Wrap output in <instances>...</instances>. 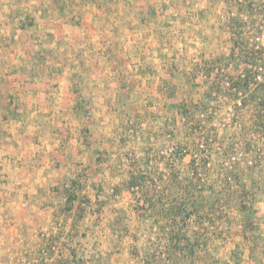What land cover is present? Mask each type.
Wrapping results in <instances>:
<instances>
[{
    "label": "rangeland",
    "instance_id": "1",
    "mask_svg": "<svg viewBox=\"0 0 264 264\" xmlns=\"http://www.w3.org/2000/svg\"><path fill=\"white\" fill-rule=\"evenodd\" d=\"M262 20L264 0H0V264H264V80L242 78Z\"/></svg>",
    "mask_w": 264,
    "mask_h": 264
},
{
    "label": "trees",
    "instance_id": "2",
    "mask_svg": "<svg viewBox=\"0 0 264 264\" xmlns=\"http://www.w3.org/2000/svg\"><path fill=\"white\" fill-rule=\"evenodd\" d=\"M213 65V64H212ZM214 66V65H213ZM211 74H210V72L207 74V76H210ZM259 84V83H258ZM244 85L246 86V87H248V88H250V89H253V88H255V87H257V84L256 85H253V86H251V82H250V80L248 79V78H245L244 79ZM262 85V84H261ZM264 85V84H263ZM229 86V85H228ZM229 88L230 89H232V90H235L234 88V81H233V83H231V85L229 86ZM238 89H240V86L238 85L237 86V90L236 91H238ZM263 93H264V89H263ZM235 94H236V92H235ZM237 94H240L241 95V91H238L237 92ZM251 95V94H250ZM254 95V94H253ZM252 95V96H253ZM259 123H261V122H259ZM261 126H258L257 127V129L260 131V129H264V121L262 122V124H260ZM208 135V134H207ZM209 137V136H208ZM204 139L205 138H207V136H204L203 137ZM203 143H204V147L202 148L203 150H200L201 152H203L204 154H203V156L206 158V159H204V157H202V158H199L200 156H201V154L202 153H198V150L196 151L195 150V152H193V154H191V166H192V168H193V170H192V172H191V176H194L195 177V180H193V177L191 178L192 180H189V181H187L186 183H187V186H186V188L188 187V188H190L191 187V191L192 190H194V189H196L197 191L199 190V192H201L202 191V189H203V187H202V185H201V183H202V181L204 180V178H203V175L204 174H202L200 171H199V169L201 168V163L200 162H202V160L204 159V161L206 160H210L209 158H212V155L211 154H208L209 152H208V149H207V141H206V143H205V140H203ZM249 147H252V143L251 142H249ZM172 151L169 153V156H171L172 157V162H175L176 161V159H183L186 155H188V154H190V153H188L187 154V152H186V150H183V148H180L179 146H177V145H174V146H172ZM235 149V148H234ZM233 149V150H234ZM183 150V151H182ZM232 150V151H233ZM208 152V153H207ZM237 152H239L238 150H237ZM247 153H250L249 151H247ZM230 155V154H229ZM178 157H180V158H178ZM230 160V159H229ZM239 161V160H238ZM238 161H236V162H231V163H229L228 165L226 164V165H224L223 164V166L224 167H226L225 169H229V168H232L234 165H236L237 164V162ZM252 163H250V164H253V161H251ZM255 162H257V161H255ZM254 162V163H255ZM203 163V162H202ZM224 163V162H223ZM205 166H206V162H205ZM200 167V168H199ZM175 168V167H174ZM195 168V169H194ZM223 176H224V174H223ZM229 177V178H228ZM225 179H231L230 178V176L229 175H226V178ZM135 180H136V178H132V180H131V182L129 183V185H130V188L131 189H133V187H135Z\"/></svg>",
    "mask_w": 264,
    "mask_h": 264
},
{
    "label": "built area",
    "instance_id": "3",
    "mask_svg": "<svg viewBox=\"0 0 264 264\" xmlns=\"http://www.w3.org/2000/svg\"><path fill=\"white\" fill-rule=\"evenodd\" d=\"M263 23H264V20H262ZM249 30V34H250V43L251 45L254 47L255 50H259L261 51V53L263 54L264 56V27L263 26H260V29L258 32H254L253 31V28L251 26H249L247 28ZM260 71L259 72H255L253 71V74L250 76V75H247V74H242V78H248L251 82V86L253 85H256L258 83H261L263 80H264V74L261 72L262 71V68H259ZM237 104L240 106L242 105V102L241 100L239 99L237 101ZM201 147L203 148L204 147V143L201 144ZM172 146L169 150V153L172 151ZM236 154H238L239 156H232L230 159L231 161L227 162L226 164L228 165L229 163L231 162H236L238 161L241 157L244 156L243 152H237ZM252 163L251 161L249 162V164Z\"/></svg>",
    "mask_w": 264,
    "mask_h": 264
}]
</instances>
